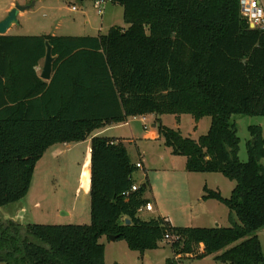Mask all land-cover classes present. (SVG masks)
I'll return each instance as SVG.
<instances>
[{
	"label": "trees",
	"instance_id": "obj_1",
	"mask_svg": "<svg viewBox=\"0 0 264 264\" xmlns=\"http://www.w3.org/2000/svg\"><path fill=\"white\" fill-rule=\"evenodd\" d=\"M110 1L122 7L126 26L106 34L0 35V207L23 200L48 147L90 138V223H27L33 242L0 224V262L105 264L99 240L117 236L140 254L165 241L172 256L164 264L208 256L220 264H264L257 235L264 229V131L247 127L241 161L232 120L264 117V30L250 28L239 0ZM46 42L55 56L48 82L34 70ZM151 114H171L177 124L183 114L195 124L210 118L198 139L159 118L156 129L172 155L186 158L187 172L234 181L228 197L205 185L201 197L226 206L230 226L175 227L161 216L138 217L149 202L146 184L131 190L139 167L121 139L91 133Z\"/></svg>",
	"mask_w": 264,
	"mask_h": 264
},
{
	"label": "rangeland",
	"instance_id": "obj_2",
	"mask_svg": "<svg viewBox=\"0 0 264 264\" xmlns=\"http://www.w3.org/2000/svg\"><path fill=\"white\" fill-rule=\"evenodd\" d=\"M32 2L34 5L21 12L24 15L20 18V24L14 25L9 34L32 32V25H39L41 30L54 31L57 34L95 35L98 33L97 28L101 15L98 14L97 9L90 0H86L81 6H78L77 11L71 10L72 4L62 0H0V17L4 15V10L10 5H28ZM84 12L91 20L90 24L84 23ZM103 14V22L126 26L123 20L122 7L112 4L110 0L105 4ZM102 30V32L107 31L105 25ZM154 116V114L145 115L144 121L141 120V116L130 117L128 118V124L121 123L113 126L104 132L102 136H114L124 140L132 163L139 161V157L144 159V165L138 168L132 176L139 185H147L144 197L150 199L154 212L158 211L161 216L166 217V220L170 219L171 224L175 227L230 226L227 217L223 218L221 225H215L209 219L200 221L197 218L202 217L201 214L205 210L199 197L202 193L203 184L213 190H219L222 196L228 197L234 187V181L229 180L221 173L187 172L185 170V157L172 155L170 149L165 147L163 142L148 139L147 136L150 132L157 131L156 128L151 127L152 123H156ZM157 117H159L162 124L170 128L178 127L183 136L192 139H198V137L205 135L210 126L209 117H203L196 124L189 114H183L180 117L179 124L176 123L175 116L171 114ZM232 120L236 123L239 137L238 157L241 161H245L247 159L245 148V142L248 139L247 127L249 125H259L264 131V117L236 115L232 116ZM195 125H197L196 128ZM132 138H134V142L129 143L127 140ZM88 148H90L89 139L80 141L79 144L73 147L72 152H75L76 155L68 165L67 178L42 181L40 175L36 174L32 184L35 196L31 200L25 196L22 202L2 206L0 207V213L13 215L18 211L24 222L31 224H57L59 220H70L65 224H89V192L86 194L83 188H79L80 168L83 165ZM262 162L264 164V159ZM43 177L45 178V176ZM88 178L89 160L86 159L82 172L83 185L88 184ZM137 183L136 186H138ZM37 201L40 203L39 207L35 206ZM21 203H24V211H19L22 207ZM73 207L75 209H72ZM222 207L225 211H228L226 206L223 205ZM70 208L72 210L70 217L58 218L57 214L66 212L65 209L70 210ZM154 212L151 215L155 214ZM139 214L142 218H147L150 212L143 210ZM257 235L264 255V229H260ZM99 242L106 245L107 261L111 263L164 264L165 259L172 255L171 247L165 241L161 243L160 248L143 254L129 250L125 241L121 239L109 242L103 236ZM213 260L208 258L200 261L198 259L182 260L181 264H220L219 262H212ZM0 264L5 263L0 262Z\"/></svg>",
	"mask_w": 264,
	"mask_h": 264
},
{
	"label": "crops",
	"instance_id": "obj_3",
	"mask_svg": "<svg viewBox=\"0 0 264 264\" xmlns=\"http://www.w3.org/2000/svg\"><path fill=\"white\" fill-rule=\"evenodd\" d=\"M107 2V1H106ZM261 3H262V5H263V8H264V2H263V0H261ZM83 4V2L80 4V6ZM73 6V5H72ZM72 6H71V10H72ZM75 6L77 7V9H78V3H77V5L75 4ZM13 6L12 5H10V6H8V8H6L5 10H4V15L2 16V17H0V20L2 19V18H4L5 17V15L7 14V12L12 8ZM77 9L76 10H73V11H77ZM105 12V5H104V9H103V13ZM84 14H85V12H84ZM23 13H19L18 14V22L16 23V24H13L10 28H9V30L7 31V33L6 34H9V31H10V29L14 26V25H18V24H20V18L21 17H23ZM102 15H104V14H102ZM102 15H101V20L99 21V26H98V28H97V31H98V33L97 34H106L107 33V31H108V28L110 27V26H112V25H118V24H114V23H112V22H103L102 21ZM84 18V23L85 24H90V22H91V20L89 19V17H87L86 16V14H85V16L83 17ZM104 25H105V27H106V32L104 31V32H102L103 30V27H104ZM120 26H122V25H120ZM122 27H125L124 25L122 26ZM32 28H33V30H32V32H29V33H24V34H12V35H31V36H41V35H52V36H85V35H81V34H57L56 32H54V31H45V30H41L40 28H39V25H32ZM34 29H38V30H34ZM97 34H95V35H97ZM9 35H11V34H9ZM86 35H92V34H86ZM94 35V36H95ZM52 56V55H51ZM52 58H53V60H54V58H55V56H52ZM43 63H44V57L39 61V63L34 67V70H35V72L37 73V75H38V77L40 78V73H41V70H42V67H43ZM53 63V62H52ZM53 65V64H52ZM52 74H53V69H51V73H50V77H49V79L48 80H43L42 78H40L41 80H43V81H46V82H48L49 80H50V78H51V76H52ZM152 115V114H151ZM141 117H144V116H141ZM145 118V117H144ZM154 118H159V117H157V116H154ZM129 119H127V121L125 122V123H123V124H128L129 122ZM201 121V120H200ZM199 123V122H198ZM121 124V123H120ZM117 125H119V124H107V125H105V126H103V127H101V128H99V129H96V130H94L92 133H91V135L92 136H94V135H103V133L104 132H106V131H108L110 128H112L113 126H117ZM197 126V125H196ZM151 127L152 128H156V123H152L151 124ZM109 137H112V138H115L114 136H109ZM148 139H150V140H152V141H159V142H163V140L158 136V133H157V131L155 130V131H152V132H150L149 134H148ZM89 140H90V138H88ZM88 139H86V140H84V141H87ZM115 139H119V138H115ZM124 143H125V141L124 140H122ZM129 143H131V142H134V138H132L131 140H127ZM76 144H79V142H73V143H61V144H55V145H52V146H50V147H48L46 150H45V152H44V154L42 155V157L38 160V162L36 163V165H35V167H34V171H33V176H32V181H31V184H30V187H29V190H28V192H27V194H26V196L27 197H29L30 198V200L35 196V194H34V189L32 190V184H33V179H34V176L36 175V174H38V175H40V180H42V181H49V180H54V179H65V178H67L68 177V170H69V168H68V165L70 164V160L72 159V158H74L75 157V152H72V149H73V147L74 146H76ZM126 144V143H125ZM126 149H127V147H126ZM127 152H128V150H127ZM129 155V154H128ZM130 157V156H129ZM174 157H176V156H174ZM86 159H88L89 160V178H88V184L87 185H83L82 184V172H83V166H84V164H85V161H86ZM131 160V159H130ZM59 161H61V162H59ZM134 164H136V163H139L140 165H141V167L144 165V159H142V158H140L139 157V161H136V162H133ZM141 167H139V168H141ZM68 169V170H67ZM39 172V173H38ZM43 176H45V178L43 177ZM64 177V178H63ZM134 179V178H133ZM135 180V179H134ZM79 181H80V183H79V188H83V190H85V192H86V194H88V192H89V188H90V148H88V151L86 152V156H85V159H84V161H83V165L81 166V168H80V177H79ZM137 183V182H136ZM138 184V183H137ZM207 186L206 184H203V186ZM203 186H202V189H203ZM208 187V186H207ZM209 188V187H208ZM211 189V188H210ZM231 192V191H230ZM203 193V192H202ZM202 193H201V195L199 196L200 198L202 197ZM34 194V195H33ZM149 202L148 203H151L150 202V199L149 198H146ZM201 202H203V203H201V205L205 208V210H204V212H202V214H201V216L202 217H199V218H197L198 220H200V221H202V220H205V219H209V220H212L213 221V223H215V225H221V221H223V218L224 217H227V219H228V215H229V212L228 211H225L224 209H223V205H222V203H220V202H218V201H216V200H212V199H210V200H203L202 198H201ZM23 201V200H22ZM22 201H20V202H22ZM22 204V207L20 208V210L19 211H24V209H25V206H24V203H21ZM151 205H152V203H151ZM35 206L36 207H39L40 206V203L37 201L36 203H35ZM72 209H75L74 207L72 208ZM65 211L66 212H61V214H57V216H58V218H62V219H64L65 217H70L71 216V212H72V210H71V208H70V210H68V209H65ZM148 212V211H147ZM150 212V214H148L149 216L147 217V218H142L141 216H140V212H138V217H140L141 219H143V220H148V219H151V218H156V217H158V216H161L160 215V213L158 212V211H155L154 212V210H153V206H152V210L151 211H149ZM152 212H154L155 214H153V215H151V213ZM14 215H9V213H7V216L8 217H11V218H13L14 216L15 217H17V214L18 213H13ZM161 217H163V216H161ZM163 218H165L166 219V217H163ZM68 221H70V220H68ZM68 221H64V220H59L58 222H57V224H65L66 222H68ZM169 223H170V225L171 226H174L173 224H171V221H170V219L169 220H167ZM23 222H24V220H23ZM25 224H27L26 222H24ZM109 240V239H108ZM109 242H113V241H111V240H109ZM103 244V243H102ZM103 246H104V252H105V255H104V263L105 264H110L111 262H108L107 260H108V258H107V247H106V245H104L103 244ZM172 251V250H171ZM147 253V252H146ZM172 256V255H171ZM170 256V257H171ZM209 257H212V256H208V257H206V258H208V259H210V260H213L212 258H209ZM167 258H169V257H167ZM205 259V258H204ZM200 260H202V259H200ZM199 260V261H200ZM110 261V260H109ZM212 262H217V261H215V260H213ZM214 264V263H213Z\"/></svg>",
	"mask_w": 264,
	"mask_h": 264
},
{
	"label": "built area",
	"instance_id": "obj_4",
	"mask_svg": "<svg viewBox=\"0 0 264 264\" xmlns=\"http://www.w3.org/2000/svg\"><path fill=\"white\" fill-rule=\"evenodd\" d=\"M108 0H95L93 1L94 7L97 9L99 15L103 14L104 5ZM76 6H72V10H76ZM239 10L240 14L247 19L250 28L264 30V8L261 0H239ZM144 121L145 118L141 117ZM137 167H141L139 163H136ZM136 185L132 186L131 190H135ZM151 211V203H146L141 207L140 211ZM139 211V212H140ZM171 237L165 236V239H170Z\"/></svg>",
	"mask_w": 264,
	"mask_h": 264
},
{
	"label": "water",
	"instance_id": "obj_5",
	"mask_svg": "<svg viewBox=\"0 0 264 264\" xmlns=\"http://www.w3.org/2000/svg\"><path fill=\"white\" fill-rule=\"evenodd\" d=\"M81 2H78V5L80 6ZM34 5V3H30L28 5H19L15 4L5 15L4 18L0 20V35H5L9 28L18 22V14L20 12H24L25 10L31 8ZM46 53L44 56V63L43 67L40 73V78L43 80H48L50 77L51 69H52V62L53 58L51 56V47L50 45L46 42ZM2 216V215H0ZM10 222H13L14 224H17V221L14 219H8ZM6 222V221H3ZM124 223L129 224L130 221L127 217L124 218ZM108 239L113 241L117 239V236H108ZM48 247V246H46Z\"/></svg>",
	"mask_w": 264,
	"mask_h": 264
},
{
	"label": "flooded vegetation",
	"instance_id": "obj_6",
	"mask_svg": "<svg viewBox=\"0 0 264 264\" xmlns=\"http://www.w3.org/2000/svg\"><path fill=\"white\" fill-rule=\"evenodd\" d=\"M17 213H18L17 217L14 216L13 218L8 217L7 214L0 213V215H2L0 216V224H2L4 228H7L13 235L19 236L21 241L28 240V241L33 242L34 239L31 235L27 233L26 224L23 222L22 216L19 215L18 211ZM8 219H14L15 221H17V224L10 222ZM3 221H6V222H3ZM4 263L7 264V262H4Z\"/></svg>",
	"mask_w": 264,
	"mask_h": 264
}]
</instances>
